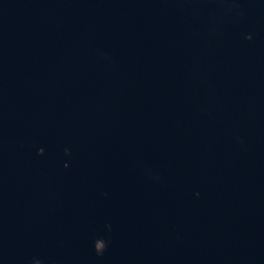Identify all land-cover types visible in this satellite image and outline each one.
Wrapping results in <instances>:
<instances>
[{"label":"water","instance_id":"1","mask_svg":"<svg viewBox=\"0 0 264 264\" xmlns=\"http://www.w3.org/2000/svg\"><path fill=\"white\" fill-rule=\"evenodd\" d=\"M0 264H264V0H0Z\"/></svg>","mask_w":264,"mask_h":264}]
</instances>
